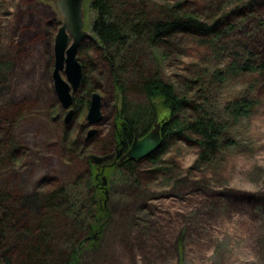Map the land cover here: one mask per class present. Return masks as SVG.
<instances>
[{"label": "rangeland", "instance_id": "1", "mask_svg": "<svg viewBox=\"0 0 264 264\" xmlns=\"http://www.w3.org/2000/svg\"><path fill=\"white\" fill-rule=\"evenodd\" d=\"M90 1L84 4L88 32L94 16ZM251 2L164 0V6L181 4L175 9L205 21L232 11L223 25L236 30L224 38H171L173 49L165 44L163 60L154 59L147 46L138 47L139 59L152 73L159 72L178 94L207 104L209 115L224 125L222 146L211 162L202 163L199 137L187 133L169 141L156 162L143 161L136 178L112 170L104 228L85 242L80 264H264V77L227 72L236 61L246 60L245 50L261 41L255 30L264 17V0ZM247 14L254 18L245 22ZM62 22L57 0H0V110L21 111L13 127L23 150L14 165L0 171V188L16 195V222L39 217L44 195L56 188L67 186L85 198L87 160L113 148L120 95L98 44L88 46L89 53L83 48L78 58L85 65L91 95L103 97L104 121L88 127L89 107L83 104L70 124L65 123L67 111L53 81L55 39ZM219 70L226 73L224 82L215 76ZM62 76L66 79L64 72ZM129 89L131 101L147 103L132 86ZM80 90L74 98H81ZM242 99L253 102L252 110L236 119L230 104ZM159 109L161 123L164 110ZM198 116L188 111L181 118ZM93 129L96 134L89 136ZM21 232L10 238L2 254L18 256L20 244L28 241ZM67 240L52 241L57 253L69 251Z\"/></svg>", "mask_w": 264, "mask_h": 264}, {"label": "trees", "instance_id": "2", "mask_svg": "<svg viewBox=\"0 0 264 264\" xmlns=\"http://www.w3.org/2000/svg\"><path fill=\"white\" fill-rule=\"evenodd\" d=\"M253 0L250 4H253ZM180 6V7H178ZM173 7L164 6V0H91L90 10L93 12L91 30L99 40L96 47L104 56L110 67L114 86L120 95V109L117 112L116 135L111 147L120 145L129 150L135 134L139 138L147 135L159 120L164 110L161 124L164 144L162 148L149 158L152 162L165 153L169 141L183 139L187 133L196 134L197 143L201 148L199 160L202 163L211 162L219 152L221 139L225 135L224 125L216 122L209 115L206 103H200L186 94H178L175 87L166 83L159 72L152 73L148 66L143 65L139 59L138 47L147 46L156 60L164 59V46L170 45L171 38L201 37L221 39L229 36L236 30V26L229 25L224 28L223 21L232 11L213 21H205L196 13H184ZM177 12H176V11ZM252 12L253 14L257 13ZM264 15V14H263ZM254 18L252 14L244 15L245 22ZM241 19V20H242ZM257 28L261 41L253 44L254 49H247L246 60L242 63L236 61L227 72L231 74H250L264 77V17H259ZM88 47V46H87ZM91 47H88L89 51ZM176 50V49H175ZM156 51L159 54H156ZM80 62L81 59L79 58ZM83 65V72L85 65ZM226 73L216 71L218 81L224 82ZM126 77H131L127 80ZM197 84V83H196ZM86 84L83 76L82 96L74 98V109L83 104L89 107L91 99V86ZM129 86L135 90L147 103L138 104L129 98ZM89 97V99H87ZM253 102L242 99L230 104L232 115L239 119L249 116ZM75 110V111H76ZM12 111V110H10ZM10 111L0 110V171L8 169L19 158L22 145L15 136L13 120H16L21 111L10 114ZM200 113L194 120H183L181 115L185 112ZM232 143H228L230 145ZM23 151V150H22ZM107 153L103 152V156ZM92 172H87L83 178L87 188V196L75 195L67 186L56 188L46 193L43 199L44 212L37 218L21 219L16 222L18 208L15 194L8 193L0 188V263L1 264H80L83 256V245L93 232L102 230L107 219V210L104 199L106 193L98 186L96 169L91 166ZM131 163L114 167L115 172L122 170L127 177L136 178L137 169L142 162ZM108 170L106 177L112 171ZM100 183V184H99ZM59 218L62 220L57 221ZM23 222V223H22ZM18 226H17V225ZM25 225H27L25 227ZM23 233H22V232ZM21 232L23 238L28 240L25 246L20 244L18 256L2 254L12 236ZM71 237H69V236ZM62 238H69L64 249L57 253L58 245L54 242ZM53 241V243H52Z\"/></svg>", "mask_w": 264, "mask_h": 264}, {"label": "water", "instance_id": "3", "mask_svg": "<svg viewBox=\"0 0 264 264\" xmlns=\"http://www.w3.org/2000/svg\"><path fill=\"white\" fill-rule=\"evenodd\" d=\"M86 0H57L58 8L64 18L55 39V66L53 81L55 92L59 102L67 111L65 123L70 124L74 114V95L79 91L83 81V65L78 58L79 47L84 40H91L99 44L94 32H88L85 27L84 4ZM72 38V41L70 40ZM64 72L66 79L62 76ZM103 97L94 92L91 95L88 108V127H98L104 121ZM161 124L157 123L155 128L145 137H135L131 148L125 153L122 159L145 161L157 153L164 144L161 134ZM97 130L90 131L89 136L96 134ZM113 159V155L106 156L91 155L89 160L94 165H100ZM103 186L106 187L107 179L103 177ZM107 193V191H106Z\"/></svg>", "mask_w": 264, "mask_h": 264}, {"label": "flooded vegetation", "instance_id": "4", "mask_svg": "<svg viewBox=\"0 0 264 264\" xmlns=\"http://www.w3.org/2000/svg\"><path fill=\"white\" fill-rule=\"evenodd\" d=\"M62 15V14H61ZM63 17V16H62ZM64 23V18H63V22L62 24ZM70 40L72 41V38H70ZM92 44H96L94 43L93 41L91 40H84L80 47H79V51H82L83 48H85L86 46H90ZM79 54V52H78ZM115 135H116V131H115ZM137 134H135V137H136ZM132 146V145H131ZM128 150H124L120 147V145H117L115 144V146L112 148L111 152L109 154H112L113 155V159L110 160V161H107V162H103L102 164L100 165H94L91 163V166L94 165L95 166V169H96V179L97 181L100 180L101 178V184L98 186V188H101L105 193L106 191H108V185H109V181H108V178L106 177V174L105 172L107 173L108 170L110 171V169L112 170L114 167H119V166H123V165H129L131 163H135L137 164L136 162H142L143 161H135V160H132V159H122L123 156L125 155V153H127ZM107 154V155H109ZM151 158V157H150ZM149 159V158H148ZM147 160V159H146ZM140 165V164H139ZM89 172H92V169L90 167V171ZM103 177H106L107 179V185L106 187L103 186ZM108 194V192L106 193V195Z\"/></svg>", "mask_w": 264, "mask_h": 264}, {"label": "bare ground", "instance_id": "5", "mask_svg": "<svg viewBox=\"0 0 264 264\" xmlns=\"http://www.w3.org/2000/svg\"><path fill=\"white\" fill-rule=\"evenodd\" d=\"M157 123H159V122H157ZM157 123H156V124H157ZM156 124H155V125H156ZM92 127H94V126H92ZM154 128H155V126L153 127V129H154ZM153 129H152V130H153ZM152 130H151V131H152ZM161 134H162V131H161ZM136 136H138V135H136ZM145 136H146V135H145ZM145 136H144V137H145ZM138 138H139V137H138ZM142 138H143V137H142ZM134 139H135V137H134ZM139 139H141V138H139ZM130 148H131V147H130Z\"/></svg>", "mask_w": 264, "mask_h": 264}, {"label": "clouds", "instance_id": "6", "mask_svg": "<svg viewBox=\"0 0 264 264\" xmlns=\"http://www.w3.org/2000/svg\"><path fill=\"white\" fill-rule=\"evenodd\" d=\"M242 264H250V261L245 260L244 262H242Z\"/></svg>", "mask_w": 264, "mask_h": 264}]
</instances>
